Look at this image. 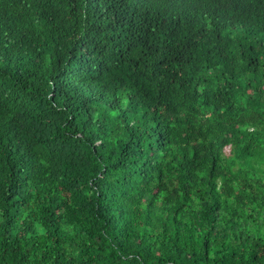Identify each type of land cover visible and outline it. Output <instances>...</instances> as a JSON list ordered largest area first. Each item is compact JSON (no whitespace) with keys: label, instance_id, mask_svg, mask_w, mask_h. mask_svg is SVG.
I'll use <instances>...</instances> for the list:
<instances>
[{"label":"trees","instance_id":"trees-1","mask_svg":"<svg viewBox=\"0 0 264 264\" xmlns=\"http://www.w3.org/2000/svg\"><path fill=\"white\" fill-rule=\"evenodd\" d=\"M0 264H264V0H0Z\"/></svg>","mask_w":264,"mask_h":264}]
</instances>
